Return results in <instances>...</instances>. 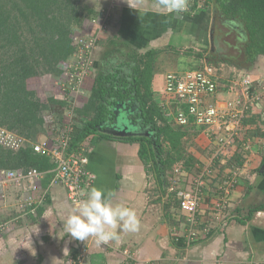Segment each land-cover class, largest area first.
<instances>
[{"label": "crops", "instance_id": "crops-1", "mask_svg": "<svg viewBox=\"0 0 264 264\" xmlns=\"http://www.w3.org/2000/svg\"><path fill=\"white\" fill-rule=\"evenodd\" d=\"M86 2L96 11L95 16L108 10L110 20L108 28L98 38L87 78V91L77 106L89 98L100 69L120 67L122 59L117 61L116 53L125 56L131 51L145 53L152 49L203 47L211 36L214 22L213 11L199 15L200 12L190 10V0H187L186 11L174 13H162L158 1L153 0ZM92 17H86L75 32L86 29L97 33V28L90 23ZM205 18H212L207 26ZM215 42L216 49L222 50L217 47V37ZM223 43L227 50L229 44L227 46L226 40ZM100 47L103 50L98 58ZM261 61L263 65L258 71L263 74L264 57ZM222 66L224 68L220 69ZM216 68H219L217 74L223 87L219 98L231 97L228 84L238 74V68L227 63ZM158 69L156 65L152 90L156 102L164 109L167 106L165 79L169 71L161 74L162 68L157 72ZM121 109L128 116L137 115L134 105ZM167 114L174 118V126H178L175 111L171 108ZM258 122V125H249L248 131L261 134L264 124ZM136 123L144 132L141 120ZM190 126L182 139L183 159L160 178L152 169L154 160L146 164L142 159L140 141L95 134L88 142V166L96 174L95 183L90 188L102 189L113 204L123 203L134 209L140 220V229L135 233L122 231L119 240L106 245L97 244L95 238L90 237L84 241L89 250L81 264H124L128 252L150 260L152 264H264V139L258 134L257 138L253 137L252 148L245 151L240 165H222L225 163L213 159L215 144L208 134L199 125ZM166 144L163 146L167 147ZM176 168L180 171L177 172ZM208 168L211 173L205 175L206 186L197 213L196 234L192 237L188 214L180 208L178 190L191 189L199 175ZM236 169V183L226 185ZM176 176L180 178L177 185L173 182ZM8 187L17 192L20 200L27 194L22 188ZM42 188L47 190V195L35 197L33 206L37 208L34 211H30L32 206L26 209L27 219L31 221L16 218L17 223H12L11 232L0 241V264H26V259L33 257L35 263L38 262L36 264H67L68 258L76 254L77 240L65 234L63 227V220L74 206L66 189L59 183L52 184V179ZM4 192L7 193L6 189ZM255 208L259 209L254 211ZM20 220L27 224L21 225Z\"/></svg>", "mask_w": 264, "mask_h": 264}, {"label": "trees", "instance_id": "trees-1", "mask_svg": "<svg viewBox=\"0 0 264 264\" xmlns=\"http://www.w3.org/2000/svg\"><path fill=\"white\" fill-rule=\"evenodd\" d=\"M190 10L213 11L216 37L224 34L223 39L230 47L235 33L242 47L235 55L212 47L198 53L189 48L188 54L196 55L197 63L188 70L199 69L205 63L215 67L227 63L238 68L237 77L249 74L255 80L264 75L258 71L264 57V0H190ZM95 13L86 0H0V126L37 142L48 133L46 113L61 120L68 103L48 88L53 79L64 72L62 62L73 58L75 31L86 17H94ZM163 52H167V48L145 53L131 51L119 62L120 67L99 70L89 98L76 108L77 123L71 149L79 148L84 141L89 142L95 134L115 138L104 129L116 117L114 107L123 104L136 107L137 115L130 114L129 119L132 122L140 119L144 130L141 135L124 139L140 141L142 159L146 164L154 160L151 168L159 178L183 159L182 139L187 134L185 130L194 124L174 126V118L156 102L152 90L156 64ZM178 105L177 101L172 103L175 112ZM259 120L260 113L256 111L244 122L253 125ZM257 134L249 136L257 138ZM40 135L43 136L39 138ZM258 135L264 139V131ZM167 141L171 144H166ZM165 144L167 147L163 146ZM238 145L233 156L216 162L240 165L247 152L241 141ZM54 166L50 156L36 152L31 144L18 150L0 145V170L37 168L46 171L43 186H47L52 179L49 171ZM86 244L77 241L74 252ZM124 264L135 263L127 256Z\"/></svg>", "mask_w": 264, "mask_h": 264}, {"label": "built area", "instance_id": "built-area-1", "mask_svg": "<svg viewBox=\"0 0 264 264\" xmlns=\"http://www.w3.org/2000/svg\"><path fill=\"white\" fill-rule=\"evenodd\" d=\"M109 14L108 10H105L101 15L90 19L92 26L97 28V33L86 29L75 33L73 43L76 50L73 58L62 62L64 72L54 78L53 84L48 88L50 92L65 99L68 107L65 108L61 120L54 118L49 112L45 114L49 125L47 135L37 142H32L0 126V145L18 150L31 144L36 152L51 157L55 163L49 171L52 173V184H61L74 206L82 198L81 193L86 192L96 180V174L88 166V141H84L77 149H71V146L77 123L76 108L80 98L87 91V78L93 64L94 50L100 34L109 26ZM228 87L232 96L219 98L223 87L217 68L210 63H205L199 69L171 71L165 79L164 98L167 106L164 109L169 112L171 103L179 102L180 106L178 105L175 112L176 124L184 126L194 123L201 126L215 144L214 160L229 159L228 157L237 152L240 141L245 151L251 150L253 137L247 136L251 124L244 121L252 113L259 111L264 124V75L255 80L249 74L236 76L229 82ZM176 171L179 172L180 168H176ZM237 171L238 169L233 170L226 185L236 183ZM47 173L37 168L0 170V191H4L8 186L22 188L27 193L24 201L22 200L24 206H32L30 211H34L37 208L33 206L36 203L35 194L40 193L42 197L47 195V190L42 188ZM207 173H211L210 168L199 175L191 189L178 190L180 208L188 214L192 237L196 234L197 213L206 186ZM179 181L178 176L173 179L175 185ZM88 250L89 246L84 245L68 258L67 264H81L85 261ZM127 256L135 264H152L150 260H144L133 252H128Z\"/></svg>", "mask_w": 264, "mask_h": 264}, {"label": "clouds", "instance_id": "clouds-1", "mask_svg": "<svg viewBox=\"0 0 264 264\" xmlns=\"http://www.w3.org/2000/svg\"><path fill=\"white\" fill-rule=\"evenodd\" d=\"M158 5L162 13L187 10V0H158ZM81 197L63 220L64 233L72 239L86 241L92 237L97 244L106 245L119 240L122 231H139L140 220L135 210L123 203L113 204L102 189L92 187ZM35 232L38 234L39 229Z\"/></svg>", "mask_w": 264, "mask_h": 264}, {"label": "rangeland", "instance_id": "rangeland-1", "mask_svg": "<svg viewBox=\"0 0 264 264\" xmlns=\"http://www.w3.org/2000/svg\"><path fill=\"white\" fill-rule=\"evenodd\" d=\"M196 12H200L199 15H201L203 13L201 11H196ZM205 20H206L205 24L207 26L209 24L210 20L212 21V18L211 19L205 18ZM223 36H224V34L223 35H221L220 33L218 34V36H217V39H218L217 47L221 48L223 50V52H226L225 54H227V55L238 54L241 51V47H242L241 39L240 40L238 39V37H237L238 35L235 36V34H234V36L231 37L232 42H233V46L228 47L227 50L224 49ZM208 41L205 43V46H203V47H197V48L193 47L194 52L198 53V52H201L203 50L209 51V49L212 47L211 36H210V38L208 37ZM102 50H103V48L100 47V52L98 54V58H100V54H101ZM189 50H190L189 48H183L181 50L168 49L167 52H163L160 55V57L157 61V64H156L157 68H159L157 72L160 71V68H162V70L160 71L161 74H164L167 71L171 72L174 70L189 69L192 66V64L197 63V62H195L196 55L188 54ZM116 54L118 55L117 59H116L117 61H120V59H122L124 57V55H122L120 52L116 53ZM113 55H114V52H113ZM221 68H224V67L222 66V67H220V69ZM218 69H217V71H218ZM119 118H120V120L118 122H120L119 124H122V122H123L122 115ZM125 121H129V123L131 125L129 129L131 131H135L137 129V126H136L137 123L132 122L129 119L128 115L126 116ZM258 123L259 122H255L254 125L258 124ZM248 130H247L248 136L253 134V132H250ZM42 136L43 135H40L39 138H41ZM5 189H6L7 193H5L4 191H0V237H3L4 235H7L8 233L11 232L12 223H14V222H15V224L17 223L16 218H21V219H24L26 221L29 220L28 222L31 221L30 219H27V217H28V215H27L28 211L26 210L27 206H24L22 200H20V196L17 195V192L14 190L10 191L11 189H13L10 187H7ZM39 194L40 193H37V194H35V196L37 197V196H39ZM24 220H20L19 223L21 225L27 224L26 221H24ZM36 263H38V262H36ZM36 263H35L34 257L31 259L30 258L26 259V264H36ZM19 264H20V262H19Z\"/></svg>", "mask_w": 264, "mask_h": 264}, {"label": "water", "instance_id": "water-1", "mask_svg": "<svg viewBox=\"0 0 264 264\" xmlns=\"http://www.w3.org/2000/svg\"><path fill=\"white\" fill-rule=\"evenodd\" d=\"M215 39H216V26H215V24H213L212 25V31H211V40H212L213 50H216ZM120 107H122L123 109H127L126 105L124 106L123 104H120V106H116V108L114 109V111L116 112V117H115L113 123L108 124V126L104 129V131L113 134L116 139L123 138L125 136L143 134L144 132H141L142 128H139L138 125H136L137 129L135 131H131L129 129L131 125H130L129 121H125V118L128 114L123 113L122 109L120 110ZM121 114H122V119H123L124 123L122 122V124H119L120 122H118V121L120 120L119 117ZM145 134L149 135V132H145Z\"/></svg>", "mask_w": 264, "mask_h": 264}]
</instances>
